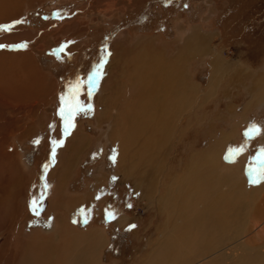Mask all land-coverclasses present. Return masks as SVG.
Returning a JSON list of instances; mask_svg holds the SVG:
<instances>
[{
	"label": "rangeland",
	"instance_id": "374dc122",
	"mask_svg": "<svg viewBox=\"0 0 264 264\" xmlns=\"http://www.w3.org/2000/svg\"><path fill=\"white\" fill-rule=\"evenodd\" d=\"M9 6L0 2V25H11L10 30L32 28L28 36L37 30L38 37L36 41L35 35L6 41L4 33L10 30H0V45L6 46L0 51L33 44L29 47L33 64L48 74V90L20 91L21 65L11 55H0V175L5 173L4 181L13 175L19 179L18 190L0 198V264H13L16 245L24 246L29 239L38 241L32 248L45 251L52 250L50 245L66 243L69 236L58 221L61 213L68 215L66 223L68 220L81 228L92 223L108 226V243L97 259L101 264H164L167 253L168 260L179 255L176 246L183 239H188L184 243L201 242L195 236L198 226L193 221L189 227L184 225L185 229L178 226L179 234L176 231L171 239L182 240L169 252H161V232L168 230L165 219L170 208L162 212L159 198L173 178L182 176L183 184L186 179L198 180L207 174L200 166L203 160L217 155L220 164L239 167L247 191L256 185L250 183L248 168L255 164L250 158L264 149V96L254 99L264 83V0H20L19 12L6 18ZM192 29L202 37L197 44L205 41L206 47L197 55L193 53L184 66L188 73L183 85L196 83L188 97L190 108L174 121L172 118L171 131L169 128L155 147L157 151L152 149L156 153L151 166L141 161L136 174L125 175V167L118 164L119 149L114 141L118 136L109 122L97 123L101 111L98 102L104 95L100 96L102 76L91 95L88 76L102 58L106 61L103 73L116 40L118 45L124 42V46L133 47L146 39L171 55ZM216 57L224 70L211 80V63ZM78 81L83 83L77 99L83 105L91 104L92 110L74 115L66 130L59 114L61 98L67 99ZM79 124L75 138L83 137L86 142L81 145L65 193L56 194L59 205L44 212L42 204L57 180L50 177L56 156ZM252 125L259 132L246 135ZM207 171L210 175V169ZM150 182L152 191L147 195L140 185ZM200 185L192 184L195 193L188 191L183 200L191 195L195 203L198 198L205 202L207 193H201ZM80 196L86 199L75 207ZM33 199L37 200L35 212ZM194 205L191 207L196 212L201 204ZM122 214L129 217L124 226L116 222ZM113 219L119 226L112 224ZM74 230L70 231L77 234ZM79 235L94 237L89 231Z\"/></svg>",
	"mask_w": 264,
	"mask_h": 264
},
{
	"label": "bare ground",
	"instance_id": "6f19581e",
	"mask_svg": "<svg viewBox=\"0 0 264 264\" xmlns=\"http://www.w3.org/2000/svg\"><path fill=\"white\" fill-rule=\"evenodd\" d=\"M0 2L10 5L6 10V18L19 12L20 0H0ZM1 20L2 18H0ZM18 30L23 34L20 38L27 37L29 39L27 31L30 29L19 27ZM4 34L6 36L7 33ZM199 35L195 29L190 30L171 55L162 48L152 46L146 39L138 40L133 47L124 46V42L118 45L117 40L112 45L111 55L101 81L104 95L98 104L101 111L97 113V123L100 125L103 121L109 122L113 133L115 132L118 136L117 139H114L119 149L118 164L125 167L123 172L125 175L132 176V172L136 174L138 171L136 167L141 161L145 162L144 165L153 163V155L156 152H153L152 149L155 150V147L162 143L168 129L174 124V118H177L184 109L189 110L190 106L187 102L190 89H195L196 83L190 80L192 82L189 83V88V84L184 86L182 81L188 73L185 69L187 60H190L193 53L197 55L206 47L205 41L200 44L201 46L197 44V41L200 43L202 41V37L200 38ZM1 54L15 57V60L21 65L20 83L22 89L20 91L24 89L23 92L30 93L36 88L46 90L48 76L44 77L32 72L33 62L30 55L20 51L3 50L0 51ZM186 54H188L187 58ZM216 58L211 63L213 71L211 80L214 79V74H221L224 70L223 64L219 65V58ZM262 86L254 99L257 100L258 97L264 96V83ZM80 129L81 125L79 124L59 149L56 167L50 172V177L57 178L53 188L54 196L45 202L44 212L59 205L55 200L57 193H65V186L77 163L81 145L83 141L86 142L83 137H80L79 140L73 139L74 135L76 137V133L79 134ZM111 134L109 135L110 139ZM218 157L216 155L208 158L209 160L200 159V162L203 160L200 166L202 170L205 169L203 172L207 174L195 181L186 179V184H183L182 176L180 179L173 178L174 180L172 179L166 187L164 195L160 196V210L163 212L170 208L165 219V226L168 227V230L165 229L161 232L163 238L161 243L164 245V250L161 252L172 250L173 244L180 240L172 241V236L176 231L178 235L179 228H184L193 221H196L195 225L198 226L195 227V236L201 241L184 243L185 239L187 241L188 239H181L182 242H178V245L175 244L179 249V255L176 254L175 258L168 260L169 253H167L164 257V264H264V192L262 191L264 183H257L247 191L245 179L239 176V167L234 166L233 163L232 166L220 164L217 161ZM203 166L205 167L203 168ZM206 169H210V175ZM214 170L217 172L213 173ZM148 173L150 172L148 171ZM4 175L3 173L0 175V198L16 191L19 186V179L14 175L6 181L1 179ZM196 183L201 184L199 187L201 193H207L203 197L205 202L198 198L199 200L195 203L191 195L190 199L183 200L188 191L192 190L195 193L196 190L192 188V184ZM180 184L183 185L180 186ZM140 186L142 190L145 189L147 195L152 191V182L147 186L141 183ZM193 204L196 207L201 204L197 207L198 211L195 212L193 206L191 207ZM125 217V215L117 216L116 222L121 225L125 221ZM178 226L180 227L178 228ZM37 242V240L29 239L24 246L16 245L14 253L17 254V259L13 260V264H85L83 263L85 258L82 260L83 253L77 248L68 247L67 244V247H61L60 243L52 250H37L31 247ZM2 246L3 241L0 242V250ZM177 248L176 251H178Z\"/></svg>",
	"mask_w": 264,
	"mask_h": 264
},
{
	"label": "crops",
	"instance_id": "0c3cea01",
	"mask_svg": "<svg viewBox=\"0 0 264 264\" xmlns=\"http://www.w3.org/2000/svg\"><path fill=\"white\" fill-rule=\"evenodd\" d=\"M32 29V28H31ZM30 29V30H31ZM30 30H28L27 32H29ZM11 35H14V36H11ZM35 35V41L38 37V31L36 30L35 31V34H31L30 38H32L33 36ZM40 35V33H39ZM8 36V37H6ZM6 36H3V38L6 39V41H10V40H17V39H20L21 36H23L22 33L19 32L18 28L17 30H10V31H7V34ZM17 37V38H16ZM27 38V37H26ZM29 38V39H30ZM10 39V40H9ZM28 39V38H27ZM33 44H31L29 47H32ZM28 48H25V47H20V48H16V50H14V52H17V51H20L22 53H25V54H28L32 57V49H29ZM110 55H111V50H110ZM110 57V56H109ZM32 62H33V59H32ZM36 69V70H35ZM35 71V72H34ZM32 72L35 73L36 75H41V76H44V77H47L48 74L45 73L43 71V69L41 68H37L34 66H32ZM104 72V71H103ZM43 74V75H42ZM47 75V76H46ZM103 76V75H102ZM42 91H46L48 90V87L46 88V90L44 89H40ZM102 94V90H101V84H100V96ZM99 103V102H98ZM58 132V131H57ZM72 132V131H71ZM71 132H70V135H71ZM69 135V136H70ZM68 136V137H69ZM67 137V138H68ZM75 139V135H74V138ZM66 140V139H65ZM56 164H57V156H56ZM55 164V165H56ZM55 167V166H54ZM53 167V168H54ZM97 179V178H96ZM54 196V192H53V189L51 188V192L49 193V196L48 198L43 202L42 204V209L45 211V202H47L49 199L53 198ZM86 198H84L83 196H80L77 200V204L75 207L79 206V204H83L84 200ZM101 200V201H100ZM99 200V204L102 203L103 199H100ZM44 207V208H43ZM73 210V209H72ZM70 213V211H69ZM68 213V214H69ZM49 214V213H48ZM63 214V213H61ZM59 215L58 216V221L62 224V226H65L64 229H66L67 231V235L69 236V240L66 242V243H61V247H74V248H77L79 249L80 251H82L84 257L82 258V260H84L83 263L85 264H101L98 262V258L100 257V251H101V248L104 247V245L106 243H108V230H107V227L106 225H102V224H99L98 223H92V224H88L87 226H84L83 228H81L80 226L78 225H72L69 223V221L67 220V223H66V218L68 219V215L64 216V215ZM123 215V214H122ZM125 221H123V223L121 224V226H124L126 224V222L129 220V217L128 215H125ZM115 219V218H114ZM114 219L112 221V224L113 225H116V226H119L118 224L114 223ZM94 225V226H93ZM55 227V226H54ZM74 229H77V230H74ZM57 230V229H56ZM70 230H74L77 234H74L72 233ZM58 231V230H57ZM92 232L94 237H90L88 238V236H86L85 238H81V236L79 235L81 232ZM56 232V231H55ZM70 235H69V234ZM103 233V234H102ZM105 237V238H104ZM70 241V242H69ZM67 244V246H66ZM56 245H60L59 244H56ZM54 245H50V247L53 248ZM55 247V246H54ZM88 261V262H87Z\"/></svg>",
	"mask_w": 264,
	"mask_h": 264
},
{
	"label": "snow or ice",
	"instance_id": "6c2138e0",
	"mask_svg": "<svg viewBox=\"0 0 264 264\" xmlns=\"http://www.w3.org/2000/svg\"><path fill=\"white\" fill-rule=\"evenodd\" d=\"M19 23V21H17ZM11 25H0V30H10ZM0 47H6L5 45H0ZM15 47H22V45H16ZM105 55H109V53H105ZM106 61L102 58L100 63L95 67L94 71L89 74L87 84L89 85V95H91L92 89H94L99 79L102 76V68L103 64ZM83 82L78 81L75 85L72 86L68 98L65 99L64 97L61 98L62 104L61 108L59 110V114L61 115L62 119L65 123V129L67 130L72 126V119L73 116L80 113V112H91L92 105H83L80 103V101L77 99V94L80 91L81 84ZM259 129L256 125H252L249 127V129L246 130V135L249 133H258ZM115 151V150H114ZM114 160V157H111ZM228 158V157H226ZM251 160L255 161L254 165H249L248 168V174L251 177L250 183L257 184L261 180H264V149H261L257 156L251 157ZM32 210L35 212L37 210V200L33 199L31 202ZM130 207V205H129ZM115 218V214H113V217ZM135 225H130L129 228H134Z\"/></svg>",
	"mask_w": 264,
	"mask_h": 264
}]
</instances>
